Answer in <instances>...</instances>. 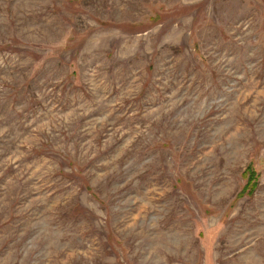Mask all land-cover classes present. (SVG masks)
<instances>
[{
    "label": "rangeland",
    "instance_id": "obj_1",
    "mask_svg": "<svg viewBox=\"0 0 264 264\" xmlns=\"http://www.w3.org/2000/svg\"><path fill=\"white\" fill-rule=\"evenodd\" d=\"M0 264H264V0H0Z\"/></svg>",
    "mask_w": 264,
    "mask_h": 264
},
{
    "label": "trees",
    "instance_id": "obj_2",
    "mask_svg": "<svg viewBox=\"0 0 264 264\" xmlns=\"http://www.w3.org/2000/svg\"><path fill=\"white\" fill-rule=\"evenodd\" d=\"M245 175L248 176V185L246 187V191H249L248 193L252 194L257 187V178H255V173L252 168H250L249 172Z\"/></svg>",
    "mask_w": 264,
    "mask_h": 264
}]
</instances>
